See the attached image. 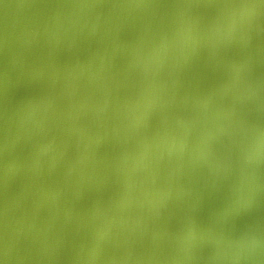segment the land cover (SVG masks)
Here are the masks:
<instances>
[{
  "label": "water",
  "instance_id": "obj_1",
  "mask_svg": "<svg viewBox=\"0 0 264 264\" xmlns=\"http://www.w3.org/2000/svg\"><path fill=\"white\" fill-rule=\"evenodd\" d=\"M0 264H264V0H0Z\"/></svg>",
  "mask_w": 264,
  "mask_h": 264
}]
</instances>
